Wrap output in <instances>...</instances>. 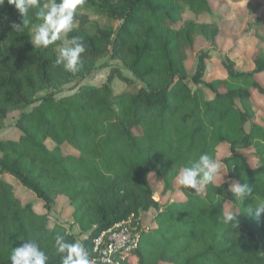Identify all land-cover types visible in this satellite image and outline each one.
<instances>
[{
	"label": "trees",
	"instance_id": "16d2710c",
	"mask_svg": "<svg viewBox=\"0 0 264 264\" xmlns=\"http://www.w3.org/2000/svg\"><path fill=\"white\" fill-rule=\"evenodd\" d=\"M83 5L118 23L90 31L87 15H80L79 25L65 37H79L86 46L76 73L54 64L63 37L46 48L33 44L32 23L40 8L30 10L28 25L16 31L12 23L23 25L24 17L7 0L0 6V129L9 112L20 109L15 124L21 132L18 138L0 137V173L14 176L47 210L24 202L14 184L0 177V264H11L12 250L32 239L48 255L46 264H62L53 247L57 235L80 241L92 262L108 264L98 260L97 237L128 219L140 229L142 213L151 208L157 210L154 225L140 231L137 246L116 264H264V214L259 220L248 214L264 202V125L256 121L252 104L254 91L264 95V53H253L250 69L223 58L227 75L203 78L211 50L219 49L218 37L236 26L229 17L231 4L84 0ZM242 30L263 38L259 6L248 8ZM200 37L209 47L195 52L189 73L185 62ZM104 57L120 60L141 85L114 91L117 75L133 82L116 66L101 84L81 83ZM74 80V91L57 96ZM65 143L78 153L65 152ZM223 143L229 152L218 158ZM241 147L254 148L259 165L252 166ZM203 153L221 164L224 179L205 186L204 193L184 187L186 199L162 207L147 174L157 173L170 188L178 171ZM232 180L247 183L252 195L237 200ZM60 195L74 207L80 239L62 223L50 225L48 212ZM228 201L236 219L225 224Z\"/></svg>",
	"mask_w": 264,
	"mask_h": 264
},
{
	"label": "rangeland",
	"instance_id": "374dc122",
	"mask_svg": "<svg viewBox=\"0 0 264 264\" xmlns=\"http://www.w3.org/2000/svg\"><path fill=\"white\" fill-rule=\"evenodd\" d=\"M46 2V0H45ZM231 4V13L229 17L233 20H236V26L230 25L227 29L230 31L227 35L219 36V44L217 42L219 49L211 50V58L207 60V69L204 73V80H211L213 78L224 77L227 75V71L222 63L223 58L230 57L236 61V66L243 69L252 68V55L254 50L264 53V36L263 38H258L253 35H248L241 31V28L244 25V18L248 12V8L257 7V5L262 8L264 13V0H228ZM249 6V7H248ZM79 14H75L74 16V27L78 26L81 19V14L87 15V26L90 31H94L98 26H116L118 21L116 19L110 18L109 16L102 15L100 13L95 12L90 6L83 5L79 9ZM230 21V20H229ZM238 22V23H237ZM42 23L41 20H37L32 23V36L34 26ZM225 29V30H227ZM233 29H236L237 35L231 36V32ZM235 32V30H234ZM65 39V37H63ZM209 41L203 37L199 38V41L194 45L193 49L190 50L189 56L186 59V67L189 73H192L195 68V52L201 49H208ZM98 64L100 67L93 71L89 76L81 80V83H93V84H101L105 81L107 74L111 66H116L117 69L122 71L123 74L130 76L133 78V82H125L118 75L114 77L112 81V88L114 91L118 92L124 89L135 91L140 85L141 82L134 78L133 74L130 70L125 68L123 64L118 59H112L109 57H104L99 60ZM254 66V65H253ZM77 80L71 81L69 83L64 84L61 89L58 91L57 96H62L64 94L71 93L77 87ZM74 86L76 88H74ZM73 87V88H72ZM192 87L195 88V85L192 84ZM206 88V87H205ZM238 104L240 102L238 101ZM252 104L256 111L259 114V117H256V121L264 125V95H261L258 91L253 92L252 96ZM20 109H15L9 112L4 127L0 129V137L4 138H18L20 135V129L15 124V119L18 116ZM248 127V125H247ZM47 144L52 148L55 146V142L48 138ZM63 149L67 153H78L77 149H75L72 145L65 143ZM240 150L246 153L249 162L252 166L259 165V157L255 153V149L252 147H241ZM229 152V146L227 143L221 144L219 146V152L217 157L220 158ZM220 167L221 164L217 161H214ZM4 176L7 180L11 181L16 189V192L20 195L24 202L34 201L35 208L39 212L46 213V208L43 205V202L39 200L35 193L23 187V185L16 179L14 176L9 174H1L0 177ZM224 175L221 173L220 177L217 179V182H220L224 179ZM147 178L154 189V196L157 200L160 201V205L164 207L166 204L176 200L186 199V195L183 191V186H181L177 182V177L172 182V186L170 188L165 187V183L163 178L155 172H150L147 174ZM237 180H232L231 183L236 182ZM200 192H205V187L200 190ZM73 205L66 195H60L56 199V203L51 211L48 212L50 225L56 223L64 224L70 231L74 232L78 235V239L82 238L79 234V227L74 222L73 218ZM225 209L229 211H233L234 205L231 201H228L225 205ZM157 210L151 208L147 212L142 213L141 223L139 232L142 230H147L154 225L153 217L156 214ZM133 224V223H132ZM133 226L136 227L135 224ZM138 230V228H137ZM80 242V241H79ZM92 264H97L92 262ZM103 264V263H101ZM159 264H170L169 262H160Z\"/></svg>",
	"mask_w": 264,
	"mask_h": 264
},
{
	"label": "clouds",
	"instance_id": "9594fccd",
	"mask_svg": "<svg viewBox=\"0 0 264 264\" xmlns=\"http://www.w3.org/2000/svg\"><path fill=\"white\" fill-rule=\"evenodd\" d=\"M24 17L23 25L12 23L13 30L21 31L29 23L27 16L30 10L40 8V0H7ZM5 0H0V6ZM84 4V0H46L43 7L35 12L42 23L34 26L33 44L37 48H46L57 40L66 37L74 28V16L77 9ZM86 52V46L79 37L64 39L63 46L59 47L55 65H62L67 72L76 73L83 66L82 54ZM220 177V166L214 163L209 154L199 155L191 163V167L185 166L177 173V182L197 193L205 186L215 184ZM230 190L239 201L252 195L253 189L247 183L239 181L230 184ZM259 220L264 214V202L257 203L254 210L248 213ZM236 219V213L223 210V222L228 224ZM56 252L61 256L62 264H92L89 253L79 241L67 242L63 236L57 235L53 245ZM66 254V255H65ZM11 264H46L49 257L41 250L38 243L32 239L15 247L11 253Z\"/></svg>",
	"mask_w": 264,
	"mask_h": 264
},
{
	"label": "built area",
	"instance_id": "2783aa9c",
	"mask_svg": "<svg viewBox=\"0 0 264 264\" xmlns=\"http://www.w3.org/2000/svg\"><path fill=\"white\" fill-rule=\"evenodd\" d=\"M140 240V232L133 226L131 219L116 223L103 231L95 241L98 260L108 264H116L119 257H125Z\"/></svg>",
	"mask_w": 264,
	"mask_h": 264
},
{
	"label": "crops",
	"instance_id": "0c3cea01",
	"mask_svg": "<svg viewBox=\"0 0 264 264\" xmlns=\"http://www.w3.org/2000/svg\"><path fill=\"white\" fill-rule=\"evenodd\" d=\"M258 6H259V5H257V7H258ZM248 7H249V6H248ZM259 7H260V6H259ZM249 8H250V7H249ZM254 8H255V7H254ZM261 9H262V8H261ZM217 42H218V44H219V37H218V39H217ZM258 49H259V48H257V50H258ZM257 50H256V51H257ZM254 52H255V50H254ZM253 65H254V64L252 63V65H251V66L253 67ZM256 117H259V114H258V112H257V115H256ZM223 144H224V143H223Z\"/></svg>",
	"mask_w": 264,
	"mask_h": 264
}]
</instances>
